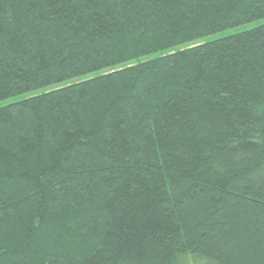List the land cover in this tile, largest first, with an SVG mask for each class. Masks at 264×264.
<instances>
[{
  "label": "trees",
  "instance_id": "trees-1",
  "mask_svg": "<svg viewBox=\"0 0 264 264\" xmlns=\"http://www.w3.org/2000/svg\"><path fill=\"white\" fill-rule=\"evenodd\" d=\"M259 20L264 0H0V264H264V22L205 39ZM189 109L213 118L162 120ZM129 181L156 202L114 213Z\"/></svg>",
  "mask_w": 264,
  "mask_h": 264
},
{
  "label": "snow or ice",
  "instance_id": "snow-or-ice-1",
  "mask_svg": "<svg viewBox=\"0 0 264 264\" xmlns=\"http://www.w3.org/2000/svg\"><path fill=\"white\" fill-rule=\"evenodd\" d=\"M264 88V84L261 85ZM231 103V101H229ZM162 120L169 126L179 125L176 129L179 133L181 129L187 128L190 125L196 123H203L204 121L211 122L213 116L206 115L201 116L199 112L192 113L191 110L184 111H172L168 113H161ZM166 130L162 128V131ZM182 137L177 136V139ZM177 184L179 183V177L176 178ZM115 205L114 213H119L120 208L128 205L140 206L149 208L153 203L156 202V193L146 191L138 182L129 181L123 186H117L114 191Z\"/></svg>",
  "mask_w": 264,
  "mask_h": 264
},
{
  "label": "rangeland",
  "instance_id": "rangeland-1",
  "mask_svg": "<svg viewBox=\"0 0 264 264\" xmlns=\"http://www.w3.org/2000/svg\"><path fill=\"white\" fill-rule=\"evenodd\" d=\"M262 22H264V20H259V21H255V22L247 23V24H244V25H242V26H239V27L233 28V29H231V30L223 31V32H219V33H217L216 35H211V36H209V37H206L205 39H207V38L212 39V38L222 37V36H225V35H227V34H229V33H231V32H237V31H240V30L250 29V28H253V27L257 26L258 24H261ZM17 99H18V97H16V98L13 97V98H11V99H7V100H4V101H1V102H0V106L6 105V104H8L9 102H13V101H15V100H17Z\"/></svg>",
  "mask_w": 264,
  "mask_h": 264
}]
</instances>
